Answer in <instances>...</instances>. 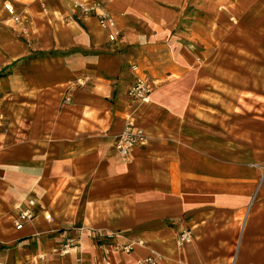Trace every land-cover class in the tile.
Segmentation results:
<instances>
[{
  "label": "crops",
  "instance_id": "crops-1",
  "mask_svg": "<svg viewBox=\"0 0 264 264\" xmlns=\"http://www.w3.org/2000/svg\"><path fill=\"white\" fill-rule=\"evenodd\" d=\"M104 1L116 42L76 20L75 0H13L22 27L0 0L2 261L88 264L117 232L145 246L113 264H264V0ZM133 66L153 82L147 104L128 96ZM129 118L149 143L125 162Z\"/></svg>",
  "mask_w": 264,
  "mask_h": 264
},
{
  "label": "built area",
  "instance_id": "built-area-1",
  "mask_svg": "<svg viewBox=\"0 0 264 264\" xmlns=\"http://www.w3.org/2000/svg\"><path fill=\"white\" fill-rule=\"evenodd\" d=\"M3 6L5 11L9 14L12 24L16 27H22L23 18L17 12L13 0H4ZM74 10L77 13L76 20L82 21L84 18L96 17L100 26L106 30L109 42H116L120 38V32L116 28V22L107 9V2L104 0H75ZM133 70L137 76L128 90L129 98L139 104H147L150 102L154 93V85L152 80L140 70L139 67L133 66ZM80 87L86 86L85 80L79 79L76 82ZM68 101L71 98L68 97ZM3 118L0 117V126L3 124ZM149 137L145 133L144 129L139 126L135 120L129 118L117 138L115 144V150L123 161H127L129 156L135 148L144 147L148 145ZM28 206L26 210L21 211L14 217V224L17 231L23 230L24 226L28 224L34 217V208L36 201L34 199L28 200ZM47 221L51 220V215L45 214ZM122 235L117 232H109L102 234L97 242L98 247L101 250V256L98 260H95L88 264H113L114 255H130L138 247H144L145 242L143 239H135L128 241L124 244L118 243V239ZM192 232L190 230H183L178 238L177 245L183 247L184 245L191 243ZM78 246L76 239L67 238L61 247L57 248L61 256H66L71 253L73 249ZM162 257L156 252L150 253L148 256L137 260L133 264H161ZM2 264V263H0ZM87 264V263H82Z\"/></svg>",
  "mask_w": 264,
  "mask_h": 264
},
{
  "label": "rangeland",
  "instance_id": "rangeland-1",
  "mask_svg": "<svg viewBox=\"0 0 264 264\" xmlns=\"http://www.w3.org/2000/svg\"><path fill=\"white\" fill-rule=\"evenodd\" d=\"M206 74H207V72H206ZM240 88H241V87H240ZM240 88L237 87V89H238V93H239ZM221 93H222V92H221ZM239 105L246 107V104H245V102H244L243 99H241ZM13 216L15 217L16 215L13 214ZM13 221H14V220L12 219V222H13ZM14 225H15V224H14ZM5 249H7V248H6V247H3V248L0 247V263H2V264H4V262L2 261L1 256H2L3 252L5 251Z\"/></svg>",
  "mask_w": 264,
  "mask_h": 264
}]
</instances>
